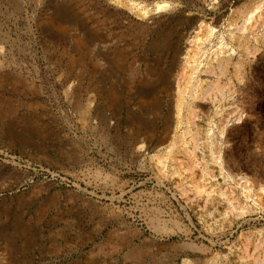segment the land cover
Segmentation results:
<instances>
[{
  "label": "rangeland",
  "instance_id": "obj_1",
  "mask_svg": "<svg viewBox=\"0 0 264 264\" xmlns=\"http://www.w3.org/2000/svg\"><path fill=\"white\" fill-rule=\"evenodd\" d=\"M258 2L0 0V264H264Z\"/></svg>",
  "mask_w": 264,
  "mask_h": 264
},
{
  "label": "bare ground",
  "instance_id": "obj_2",
  "mask_svg": "<svg viewBox=\"0 0 264 264\" xmlns=\"http://www.w3.org/2000/svg\"><path fill=\"white\" fill-rule=\"evenodd\" d=\"M260 2H258V4H256V5H254V6H252V8H251V10L249 9L248 10V12L246 13V15H245V19H244V27H242L243 28V31H247V30H249V28L250 29H253V28H255V27H258V25L259 26H262L263 27V25H264V12H263V10H262V12L260 13V11H259V9L261 8L260 7V4H259ZM255 4V3H254ZM168 6V4H166V3H156V8L158 9V10H160V9H163V8H165V7H167ZM141 11V10H140ZM146 12V11H145ZM149 12V11H148ZM141 13V12H140ZM139 13V14H140ZM142 14H144L145 15V13H142ZM147 14V13H146ZM141 15V14H140ZM242 15V14H241ZM258 18H261V20L260 21H258ZM231 24V23H230ZM201 28L199 29V33L202 31L203 32V29L204 28H202V25L200 26ZM205 28H206V26H204ZM214 28H212V27H208V28H206L205 30H206V33H202V36L200 37L199 36V33L197 32V35H196V37H195V40L193 39L192 41L195 43V44H197V41H202V42H205L208 38H210L211 39V37L212 36H214L215 35V30H213ZM254 30V29H253ZM257 32V31H256ZM254 33V32H253ZM231 34V33H230ZM259 38V37H258ZM258 38H256V39H254V40H256V42H257V44H259L260 42H261V40L260 39H258ZM209 39V40H210ZM263 44H264V39H263ZM237 43H238V48H240L241 49V51L242 52H245V55H250V54H255V51L258 49V47H257V45H255L253 48L251 47V39L248 37V35H242V36H239L238 38H237ZM198 45V44H197ZM237 45V44H236ZM199 45L196 47V50L194 49V51H193V55H190V51L191 50H187V52H186V55H185V59H186V61H185V66H186V64H189L192 60L193 61H196V56L199 54L197 51H198V49H199ZM191 51V52H192ZM219 58V57H218ZM222 58V57H221ZM228 61V60H227ZM121 62V61H120ZM220 62V64L221 65H223L224 64V62H222L221 60L219 61ZM243 64V63H242ZM241 64V65H242ZM121 65V64H120ZM225 65V64H224ZM226 65H228V63L226 64ZM240 65V66H241ZM124 66V65H123ZM190 67H191V73L189 74V77H187L186 79H185V84L182 86V84L179 82L178 83V95H179V97H178V100H177V102H176V105H175V108H176V110H177V115L178 116H180V114H181V110H182V108L184 107V105H185V103H184V100H183V92H184V88H185V86H187L188 85V83H191V81L192 80H194V77H193V73H194V70H195V68L193 67V65H190ZM226 68H227V66H226ZM237 68H238V66H237ZM196 70H197V68H196ZM197 72V71H196ZM198 79V78H197ZM142 79H141V77H139V76H136L135 77V83H136V85H135V87L137 88V92L138 93H140V92H142L143 93V91H141V90H143V88H142V85H141V81ZM198 83V82H197ZM196 86V85H195ZM195 88V87H194ZM110 91V90H109ZM194 92V91H193ZM112 93V92H111ZM141 93V94H142ZM110 94V93H109ZM195 94V93H194ZM149 97H151V96H149ZM149 103V102H148ZM146 106V105H145ZM153 106H155V104L153 105ZM192 108V107H191ZM178 118V117H177ZM177 121H178V119H177ZM177 124H178V122H177ZM177 126V125H176ZM179 126V125H178ZM137 139V138H136ZM12 252V251H11ZM250 256V255H249ZM246 258V257H245ZM248 258V257H247ZM258 259V258H257ZM258 263V262H257ZM256 263V264H257ZM250 264V263H249ZM260 264V263H259Z\"/></svg>",
  "mask_w": 264,
  "mask_h": 264
}]
</instances>
